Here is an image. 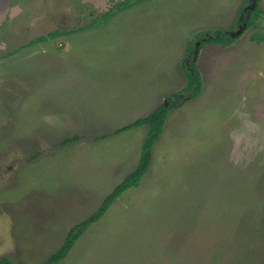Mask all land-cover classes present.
<instances>
[{"label": "rangeland", "instance_id": "1", "mask_svg": "<svg viewBox=\"0 0 264 264\" xmlns=\"http://www.w3.org/2000/svg\"><path fill=\"white\" fill-rule=\"evenodd\" d=\"M85 6L0 0V264L54 253L136 168L147 126L118 130L169 97L140 185L59 264H264V0L248 29L254 0H143L27 47L105 12ZM219 29L234 42L195 38Z\"/></svg>", "mask_w": 264, "mask_h": 264}, {"label": "trees", "instance_id": "2", "mask_svg": "<svg viewBox=\"0 0 264 264\" xmlns=\"http://www.w3.org/2000/svg\"><path fill=\"white\" fill-rule=\"evenodd\" d=\"M248 0H245V3ZM260 0H256V6L253 10L242 11V16L244 19V26L245 29L251 28L257 25V18L261 14V8L259 6ZM130 6V3L117 7L116 9L110 10L106 13L103 17L97 19L96 21L92 22L91 24L78 28L77 30L85 29L91 25H97L110 15H113L119 10H123ZM72 31H60L56 30L50 32L49 35L46 36H39L35 38L30 44H36L42 41H46L48 38H55L61 35L69 34ZM211 37H209L206 41H202L201 36L203 34L197 35L195 38L199 39L201 45L205 42L208 43H217L228 45L234 42L236 39L228 34V30L226 29H219L217 31L211 32ZM200 45V46H201ZM194 50V42L190 46L188 50L187 56L184 58L183 61V70L186 75V85L183 88V93L187 95V100H191L196 98L202 91L203 82L200 70L195 61L190 60L188 57L189 55L195 56ZM169 103H173L177 101V97H169L167 98ZM170 107H168L165 103H162L160 106L152 110L149 114L136 119L134 122L123 126L118 131H122L132 127H139L146 125L147 126V133L142 145L141 155L139 162L136 168L126 176L119 184H117L102 200L100 205L96 210H94L88 217L84 218L82 221L76 223L72 227L69 228L64 241L62 242L61 246L52 253L42 264H59L70 252L76 241L80 238V236L84 233V231L94 222L98 221L108 210L110 205L126 190L139 186L142 179L144 178L145 174L148 172L151 161H152V152L153 148L163 132L165 122L168 116V112ZM74 138L73 140H75Z\"/></svg>", "mask_w": 264, "mask_h": 264}, {"label": "flooded vegetation", "instance_id": "3", "mask_svg": "<svg viewBox=\"0 0 264 264\" xmlns=\"http://www.w3.org/2000/svg\"><path fill=\"white\" fill-rule=\"evenodd\" d=\"M82 4H84V5H86L85 6V8H88L89 6H92V7H94L97 11H104L105 10V12H103V14L100 16V17H98V18H96L94 21H96L97 19H99V18H101V17H103L106 13H108L110 10H112V9H116L117 7H120V6H124V5H126L127 3L129 4L130 3V6L129 7H132V6H134V5H136V4H139L141 1H143V0H79ZM249 1V0H248ZM247 1V2H248ZM255 2H256V0H254ZM244 11V10H243ZM242 10H241V12H239L238 13V15L239 16H237V20L239 21V24H241L242 23V21H243V16H242ZM9 20V19H8ZM7 20V21H8ZM93 21V22H94ZM240 21H241V23H240ZM9 22H11V21H9ZM2 24V23H1ZM60 31H65V30H60ZM67 31H72V32H77V31H80V30H75V29H73V30H67ZM72 32H70V33H72ZM49 35V33L48 34H46V35H41V36H48ZM205 34H203L202 36H204ZM39 37V36H38ZM209 37H211V35H208V37L207 38H204V37H202V39H208ZM37 38V37H36ZM35 39V38H34ZM33 39V40H34ZM48 39H51V38H48ZM33 40H31V41H29L28 43H27V47L28 46H30V45H34V44H30ZM199 41V40H198ZM200 42V41H199Z\"/></svg>", "mask_w": 264, "mask_h": 264}, {"label": "water", "instance_id": "4", "mask_svg": "<svg viewBox=\"0 0 264 264\" xmlns=\"http://www.w3.org/2000/svg\"><path fill=\"white\" fill-rule=\"evenodd\" d=\"M197 49H198V45H197ZM165 104H167V101L165 102Z\"/></svg>", "mask_w": 264, "mask_h": 264}]
</instances>
